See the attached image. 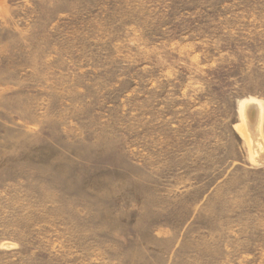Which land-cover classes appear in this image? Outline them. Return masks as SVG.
<instances>
[{
	"label": "rangeland",
	"instance_id": "1",
	"mask_svg": "<svg viewBox=\"0 0 264 264\" xmlns=\"http://www.w3.org/2000/svg\"><path fill=\"white\" fill-rule=\"evenodd\" d=\"M0 264H264V0H0Z\"/></svg>",
	"mask_w": 264,
	"mask_h": 264
},
{
	"label": "bare ground",
	"instance_id": "2",
	"mask_svg": "<svg viewBox=\"0 0 264 264\" xmlns=\"http://www.w3.org/2000/svg\"><path fill=\"white\" fill-rule=\"evenodd\" d=\"M255 107V106H254ZM254 107H250V109H249V111H250V113L252 112V111H254L253 109H254ZM256 108V107H255ZM255 115H256V113H255ZM252 116V115H251ZM256 117H258V116H256ZM257 121V120H256ZM256 121L254 122V123H256ZM248 122V121H247Z\"/></svg>",
	"mask_w": 264,
	"mask_h": 264
}]
</instances>
